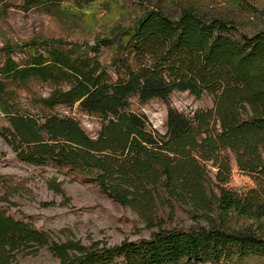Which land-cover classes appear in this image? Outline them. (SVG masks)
<instances>
[{
  "label": "trees",
  "instance_id": "trees-1",
  "mask_svg": "<svg viewBox=\"0 0 264 264\" xmlns=\"http://www.w3.org/2000/svg\"><path fill=\"white\" fill-rule=\"evenodd\" d=\"M72 1L75 5L24 0L48 11L61 6L69 13L86 14L85 28L97 30V38L85 50L49 41L29 45L18 58L4 53L0 112L9 124V135L4 136L19 160L35 165L51 161L94 172L95 181L124 204L135 205L139 189L153 194L149 186L189 197L200 207L205 224L159 227L147 238L113 245H55L58 264L264 259V223L252 229L227 222L231 212L252 219L264 216V27L247 31L234 19L207 16L191 6L173 14L157 3ZM101 11L105 12L97 15ZM101 46L109 50L108 65L99 58ZM33 80L50 86L45 96L33 94L41 108L76 106L97 116V135L89 136L71 117L46 114L39 122L19 112L15 91ZM174 91L195 97L208 94L213 104L190 114L168 105L163 133L144 113L130 108L132 98L142 104L151 99L167 102ZM231 156L254 180V186L242 193L226 186ZM216 205L217 219L211 216ZM45 238L0 211V255L11 244ZM3 264H10L6 257Z\"/></svg>",
  "mask_w": 264,
  "mask_h": 264
},
{
  "label": "rangeland",
  "instance_id": "rangeland-1",
  "mask_svg": "<svg viewBox=\"0 0 264 264\" xmlns=\"http://www.w3.org/2000/svg\"><path fill=\"white\" fill-rule=\"evenodd\" d=\"M124 1L148 6L157 3L173 14L184 6H191L207 16L234 19L247 31L264 27V0ZM62 3L75 5L72 0ZM86 18L84 13H69L61 6L48 11V7L26 5L24 0H0V62L5 52L18 58L29 45L39 42H59L68 47L88 49L96 43L97 30L85 28ZM109 56V50L101 46L100 60L108 65ZM49 90L47 83L33 80L29 87L15 91L19 112L32 115L39 122L46 114L71 117L89 136L97 135L101 122L97 116L88 115L76 106L41 108L33 94L45 96ZM212 104V97L208 94L195 97L187 91H174L167 102L151 99L142 104L132 98L130 108L144 113L151 126L163 133L168 105L190 114ZM8 130V119L0 112V211L44 233L46 238L40 243L29 240L6 246L4 254L0 255L1 264L5 257L10 264H58L53 249L55 245L79 242L88 246L94 241L113 245L123 239L147 238L159 227L187 228L205 224L200 207L189 197L170 194L161 186H149L153 192L150 196L139 189L135 193L138 197L135 205L124 204L95 181L94 172H79L51 161L41 165L23 162L4 136L9 135ZM262 151L264 153V147ZM206 166L213 175L214 169L209 162ZM230 166L227 187L242 193L254 186L252 175L238 169L233 156ZM217 214L216 205L211 216L216 218ZM228 216V224L236 228L257 229L264 223V216L252 219L232 212ZM225 264H264V259L250 256Z\"/></svg>",
  "mask_w": 264,
  "mask_h": 264
}]
</instances>
